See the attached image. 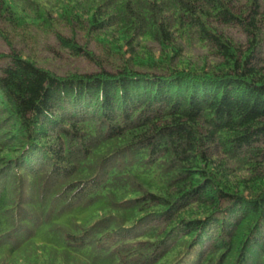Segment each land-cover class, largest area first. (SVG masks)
Segmentation results:
<instances>
[{"label": "trees", "instance_id": "1", "mask_svg": "<svg viewBox=\"0 0 264 264\" xmlns=\"http://www.w3.org/2000/svg\"><path fill=\"white\" fill-rule=\"evenodd\" d=\"M4 32L97 69L0 53V264H264V0H0Z\"/></svg>", "mask_w": 264, "mask_h": 264}, {"label": "rangeland", "instance_id": "2", "mask_svg": "<svg viewBox=\"0 0 264 264\" xmlns=\"http://www.w3.org/2000/svg\"><path fill=\"white\" fill-rule=\"evenodd\" d=\"M235 41H242L239 35L232 34ZM11 35L5 32L0 35V53L8 55L12 50L21 52L24 57H30L32 60L37 61L42 67L56 71V72H74L81 70L94 69L97 67L84 56L78 58H71L68 56L66 50L62 49L59 43L51 35L42 36L39 32H32L31 35H26L20 39H12ZM124 38L120 35L110 38L105 34H97L93 36L84 47L88 51L94 52L97 56L108 57L113 64H122L123 60L129 59L127 48L123 44ZM79 46L84 43L79 42ZM160 47L148 43L144 53H138L133 57V66L136 68H148L151 59L148 54L154 55L155 58L160 57ZM148 53V54H147ZM184 52V56H185ZM190 54V56H189ZM205 55L204 51L194 47L191 51H187V58L192 62L202 60ZM206 56V55H205ZM89 62V63H88ZM114 66V65H113Z\"/></svg>", "mask_w": 264, "mask_h": 264}]
</instances>
